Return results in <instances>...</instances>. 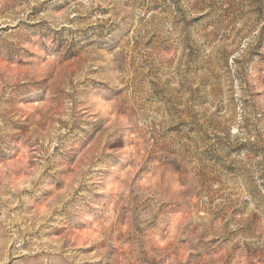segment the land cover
<instances>
[{
	"label": "rangeland",
	"instance_id": "rangeland-1",
	"mask_svg": "<svg viewBox=\"0 0 264 264\" xmlns=\"http://www.w3.org/2000/svg\"><path fill=\"white\" fill-rule=\"evenodd\" d=\"M0 264H264V0H0Z\"/></svg>",
	"mask_w": 264,
	"mask_h": 264
}]
</instances>
